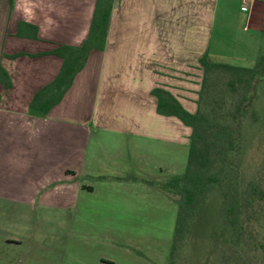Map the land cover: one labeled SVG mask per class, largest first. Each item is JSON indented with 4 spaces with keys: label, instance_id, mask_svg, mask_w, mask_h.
Returning <instances> with one entry per match:
<instances>
[{
    "label": "crops",
    "instance_id": "0c3cea01",
    "mask_svg": "<svg viewBox=\"0 0 264 264\" xmlns=\"http://www.w3.org/2000/svg\"><path fill=\"white\" fill-rule=\"evenodd\" d=\"M21 1L14 0L10 10L25 12L24 2H32L36 13L30 11L19 23L37 27L39 38L13 40L55 46L63 44L55 40L54 29L69 34L71 42L65 45L82 43L96 3ZM214 1L112 0L104 49L89 54L62 101L45 116L31 115L28 105L54 80L61 61L7 58L51 49L2 53L6 62L23 63L20 68L5 65L10 88H0L4 96L18 89L24 98L9 104L7 97L0 104V166L19 167L26 174L23 183L47 189L50 204L64 200L73 219L110 218L123 234L171 236L177 204L158 185L184 174L191 130L176 118L157 114L151 91L169 92L183 108L189 101L196 105L203 77L198 61L211 25H204V5L211 4L206 14L211 21ZM258 14H264V0H254L249 20L256 22Z\"/></svg>",
    "mask_w": 264,
    "mask_h": 264
},
{
    "label": "trees",
    "instance_id": "16d2710c",
    "mask_svg": "<svg viewBox=\"0 0 264 264\" xmlns=\"http://www.w3.org/2000/svg\"><path fill=\"white\" fill-rule=\"evenodd\" d=\"M112 5V0H96L87 36L78 46L7 56L61 61L54 80L31 99V115H47L62 101L89 54L104 49ZM37 32V27L21 22L17 37L37 40ZM261 35L264 39V24ZM198 63L203 77L194 114L169 92L151 91L157 114L176 118L191 130L184 174L158 185L177 204L166 264H185L187 228L206 210L213 215L215 233L201 258L190 264H264V49L251 68L211 61L206 55ZM0 85L10 88L2 68ZM251 152H259L256 159Z\"/></svg>",
    "mask_w": 264,
    "mask_h": 264
},
{
    "label": "rangeland",
    "instance_id": "374dc122",
    "mask_svg": "<svg viewBox=\"0 0 264 264\" xmlns=\"http://www.w3.org/2000/svg\"><path fill=\"white\" fill-rule=\"evenodd\" d=\"M24 3L27 8L25 12L24 9L10 10L9 0H0L1 57L2 53L9 54L21 50L45 51L55 46L46 42L17 44V41L13 40L14 37L20 38L17 37L19 21L29 17L30 11L36 13L32 2ZM210 7L211 4L204 5V25L208 23L211 25L208 31L210 35L205 37L207 42L203 45V54L211 61L251 68L258 51L264 49V39L260 30L264 24V20L260 21L264 18V14L261 15L263 9L261 14L257 15L256 22H253L249 20L247 12L240 10L239 0H215L212 3L213 19L210 21L206 20L208 17L206 14L210 15ZM157 20L159 21V18ZM62 30L65 29H54L57 36L55 40L65 45L71 41L68 33H60ZM79 30L80 28L74 29ZM112 36L110 48L114 50V34ZM14 63L16 64L0 58L2 69L9 64L20 68L23 62ZM0 90V104H5L3 100L7 97L9 104L24 98V94L18 89H13L5 96L2 87ZM188 95L196 96L191 92ZM183 104V109L188 113L196 112L195 104L190 101ZM251 153L254 159L259 154ZM22 172L17 166H0V264L167 263L172 235L146 237L131 233L123 234L116 225L117 221L110 218L85 220L76 216L73 219L67 215L64 200L54 204L46 202L45 196L48 195L45 194L49 191L41 188V185L37 187L36 183H23L25 177L22 175L26 174H21ZM186 232L188 233L183 257L185 264H190L192 260L201 258L207 247L206 241L215 233L212 213L208 210L201 211ZM151 240H155L156 243H150Z\"/></svg>",
    "mask_w": 264,
    "mask_h": 264
},
{
    "label": "built area",
    "instance_id": "2783aa9c",
    "mask_svg": "<svg viewBox=\"0 0 264 264\" xmlns=\"http://www.w3.org/2000/svg\"><path fill=\"white\" fill-rule=\"evenodd\" d=\"M240 1V10L242 12H247L248 14L251 13L254 0H239Z\"/></svg>",
    "mask_w": 264,
    "mask_h": 264
}]
</instances>
